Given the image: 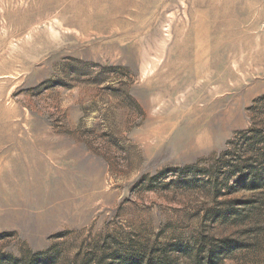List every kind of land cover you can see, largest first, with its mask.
<instances>
[{
	"label": "rangeland",
	"instance_id": "374dc122",
	"mask_svg": "<svg viewBox=\"0 0 264 264\" xmlns=\"http://www.w3.org/2000/svg\"><path fill=\"white\" fill-rule=\"evenodd\" d=\"M262 96L264 0H0V255L157 264L208 239L264 264V211L223 223L252 192L218 160Z\"/></svg>",
	"mask_w": 264,
	"mask_h": 264
},
{
	"label": "trees",
	"instance_id": "16d2710c",
	"mask_svg": "<svg viewBox=\"0 0 264 264\" xmlns=\"http://www.w3.org/2000/svg\"><path fill=\"white\" fill-rule=\"evenodd\" d=\"M262 100H264V96L257 99L255 103H259ZM250 110L252 111L254 108ZM262 124H264V120ZM241 140L242 148L238 151L239 153H234L236 149L232 148L233 142H229L226 144V149L219 154L218 160L222 162L219 172L226 177L225 187L230 191L229 193L227 192L228 194L235 192V186H229L230 180L234 176H241L239 181L244 183V188L252 192L251 197L245 201V204L251 205L247 206L249 207L247 211L246 209L240 211V207L234 206L223 214L220 212V215L224 220V224H237L238 226L244 224L246 226V221H248L252 211H264V126L258 130L255 126H252L242 134ZM232 155H236L235 158L229 159L228 157ZM216 172L218 173V171ZM214 185L213 190L218 192V195L219 193L220 195L227 194L222 190L217 191V186ZM254 197L259 198L254 199ZM244 212L246 213L244 214ZM201 241L174 254L163 252L157 257L159 261L157 264H226L225 260L227 257L239 246L235 242L226 240L219 248H215L209 247L210 241L208 239H204L205 242L203 239ZM23 262V259L18 260L10 255H0V264H23ZM125 262L128 264H142L144 260L134 262L129 257H125Z\"/></svg>",
	"mask_w": 264,
	"mask_h": 264
}]
</instances>
